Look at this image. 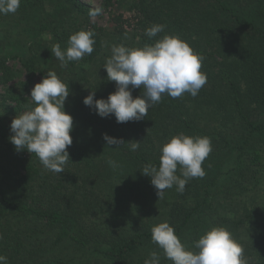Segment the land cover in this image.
<instances>
[{"label": "trees", "instance_id": "1", "mask_svg": "<svg viewBox=\"0 0 264 264\" xmlns=\"http://www.w3.org/2000/svg\"><path fill=\"white\" fill-rule=\"evenodd\" d=\"M48 3L57 8L50 18ZM125 7L132 20L118 15L112 32L90 25L91 9L80 0H21L15 13L0 15V255L9 264H144L155 251L160 264H172L151 238V228L167 221L189 248L225 227L248 264H264V189H257L264 182V0H130ZM154 24L165 28L150 39L145 29ZM81 30L95 34L94 51L61 67L52 47L66 50ZM164 35L203 56L207 81L196 97L164 95L146 118L126 123L84 105L91 91L106 99L116 90L103 68L111 45L142 48ZM18 47L28 50L19 56L28 73L53 71L69 84L73 143L61 174L10 142L12 119L35 107L23 95L29 84L10 85L18 70L8 61ZM142 93L134 89L133 98ZM181 133L211 139L206 175L159 200L141 172L158 167L162 146ZM104 134L126 143L108 146ZM129 141L139 149L130 151Z\"/></svg>", "mask_w": 264, "mask_h": 264}, {"label": "clouds", "instance_id": "2", "mask_svg": "<svg viewBox=\"0 0 264 264\" xmlns=\"http://www.w3.org/2000/svg\"><path fill=\"white\" fill-rule=\"evenodd\" d=\"M21 0H0V15L15 13ZM101 8L91 9L90 18L102 14ZM165 25L154 24L145 29L148 38L163 32ZM94 33L81 30L69 37V47L62 50L55 44L51 53L60 61L61 67L79 61L94 51ZM203 56L196 53L184 40L174 35H164L154 44L142 48H130L123 44L111 45V56L103 68L107 80L116 84V90L106 99H94L95 91L87 95L83 103L101 118L114 116L117 123L140 121L147 117L149 109L161 102L164 95L180 98L185 93L196 97L206 84L207 76L201 71ZM142 88L141 96L133 98L132 91ZM70 95L69 84L50 71L30 92L35 104L12 119L9 137L17 152L26 150L38 157L43 168L56 174L64 172L70 160L68 148L73 139V117L65 111V101ZM108 146L126 143L122 138L103 135ZM130 151L135 152L140 142L129 141ZM115 147V148H116ZM112 148V147H111ZM212 151L211 139L207 136L191 137L183 133L173 136L161 148L159 166L144 165L142 175L150 177L156 194L163 199L165 190L176 187L183 193L187 183L203 178L206 173L203 162ZM107 164L119 167L112 159ZM179 172V174H178ZM152 243L156 244L172 264H248L243 246L225 227L208 230L193 242L192 248L182 243L174 228L167 221L151 228ZM194 249V250H193ZM144 264H160V255L153 251ZM0 264H9L5 255H0Z\"/></svg>", "mask_w": 264, "mask_h": 264}, {"label": "rangeland", "instance_id": "3", "mask_svg": "<svg viewBox=\"0 0 264 264\" xmlns=\"http://www.w3.org/2000/svg\"><path fill=\"white\" fill-rule=\"evenodd\" d=\"M83 4H85L87 7H89L90 9H95V8H101L102 14L95 17V18H90V25L93 26H97L99 28L105 29L107 31H111L112 29L115 28L116 24L114 23V19L118 16V15H123L124 19H128V20H132L134 13L132 11H129L127 9V7H125L126 2H129L130 0H123V3L121 2V0H112V5L111 6H106L105 1L104 0H80ZM52 4V3H51ZM56 5L51 6L50 3H48L45 6V12L48 16V18H50L53 12H55L57 10V8H55ZM48 22V21H47ZM46 37H42L40 36L39 39L42 41L43 39H45ZM28 47L31 44V40H28ZM24 48H16V50L14 52H19L17 54H14L12 58H10V60L8 61V65L13 67V69L18 70L17 72V76L15 77V79L10 83V85H14L17 83H27L28 85V89L26 88L25 91H23V95L24 98L27 99L29 101V103L33 104V102L30 100V92L31 90L34 88V86L37 83H40L42 81V79L44 78V76L41 73H28V71L26 70V67L23 65L22 60L19 58L21 53H28V50H23ZM15 55H17L18 57H14ZM86 68V67H85ZM84 68V70H85ZM79 73H82L83 70L80 69L78 71ZM88 73V72H86ZM80 79H82V74L81 76H79ZM3 92V88L0 84V93ZM16 106L15 104H13V107ZM264 189V182L261 185H258L257 189L259 192H262V189ZM264 201V200H263Z\"/></svg>", "mask_w": 264, "mask_h": 264}]
</instances>
